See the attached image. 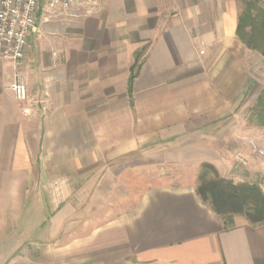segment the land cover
Returning <instances> with one entry per match:
<instances>
[{
  "label": "crops",
  "instance_id": "1",
  "mask_svg": "<svg viewBox=\"0 0 264 264\" xmlns=\"http://www.w3.org/2000/svg\"><path fill=\"white\" fill-rule=\"evenodd\" d=\"M242 10L92 0L76 18L39 11L23 61L0 69V264H264V226L225 230L196 194L202 164L223 178L256 165Z\"/></svg>",
  "mask_w": 264,
  "mask_h": 264
},
{
  "label": "trees",
  "instance_id": "2",
  "mask_svg": "<svg viewBox=\"0 0 264 264\" xmlns=\"http://www.w3.org/2000/svg\"><path fill=\"white\" fill-rule=\"evenodd\" d=\"M259 28H264L263 1L243 0V10L237 19L236 35L242 44L264 55V32L259 35L262 47L253 40ZM141 54L142 51H137L134 55L128 81L129 94L138 75ZM253 117L258 126L264 127V110L255 113ZM196 194L220 218L225 230L234 227L233 220L236 216L244 217L253 228L264 226V192L256 185L233 184L232 181L219 178L212 165L202 164L197 175Z\"/></svg>",
  "mask_w": 264,
  "mask_h": 264
},
{
  "label": "built area",
  "instance_id": "3",
  "mask_svg": "<svg viewBox=\"0 0 264 264\" xmlns=\"http://www.w3.org/2000/svg\"><path fill=\"white\" fill-rule=\"evenodd\" d=\"M90 3L92 0H0V69L23 61L29 36L37 32L39 11L45 19L76 18L79 10ZM10 89L17 102H27V90L18 74ZM259 154L264 155L261 151Z\"/></svg>",
  "mask_w": 264,
  "mask_h": 264
},
{
  "label": "rangeland",
  "instance_id": "4",
  "mask_svg": "<svg viewBox=\"0 0 264 264\" xmlns=\"http://www.w3.org/2000/svg\"><path fill=\"white\" fill-rule=\"evenodd\" d=\"M263 5H264V0ZM87 5H85L86 7ZM84 7V6H83ZM82 9L79 10L78 13H80ZM80 19V18H78ZM264 29V28H263ZM262 28H259L258 31L255 33V37H253L254 42H257L258 45L262 47V39L259 38V35L264 32ZM247 50L251 52V66L252 70L250 71L251 76L253 77V83L251 84L249 91L251 93L249 94V100L247 105L251 107H247V123L246 127H255L258 129L259 133L256 135V139L252 137L245 138L244 142L246 145H248L252 157L255 158L256 165L252 168H250L248 165H242L240 164L235 167V169H232L233 176H229L227 178H223L219 175L218 177L232 181L233 184H247V185H256L258 186L262 192H264V155H260L259 151H261L264 154V127L255 126L254 124V115L255 113H259L261 110H264V55L257 50L250 49L245 44H243ZM27 50V49H26ZM262 101V102H261ZM254 114V115H253ZM137 163V162H135ZM154 174H151L153 176ZM145 174L139 171H134L133 178L135 181H140L142 178H144ZM241 177V178H240ZM151 178V177H150ZM152 179V178H151ZM238 179V180H237ZM170 183V182H169ZM247 223L244 217H234L233 223L236 225L237 223ZM248 224V223H247Z\"/></svg>",
  "mask_w": 264,
  "mask_h": 264
}]
</instances>
